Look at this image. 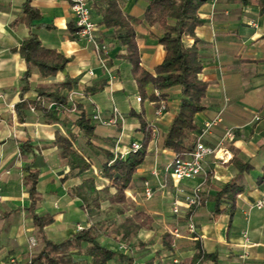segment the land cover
<instances>
[{"label":"crops","instance_id":"0c3cea01","mask_svg":"<svg viewBox=\"0 0 264 264\" xmlns=\"http://www.w3.org/2000/svg\"><path fill=\"white\" fill-rule=\"evenodd\" d=\"M25 1L0 0V264H7L11 257L26 264L43 248L28 210L26 166L38 171L39 197L34 213L51 218L41 231L48 240L61 242L78 227L104 223L108 230L99 232L98 240L112 250L122 244L129 247L132 251L127 254L134 264L189 261L199 252L212 258L198 264H264V208L253 207L264 195V179L260 181L264 175V0L249 4L207 0L197 10L199 23L193 35L183 37L187 47L195 45L203 63L198 78L206 83L204 110L194 117L193 144L201 142L217 151L205 158L202 174L178 184L173 183L167 169L175 153L162 147V138L177 113L180 90L159 92L148 87L147 95L140 96L130 64L122 57L124 47L113 39L112 29L100 24L101 15L92 0L91 15L97 26L94 36L105 46L101 54L70 31L75 25L69 0H30L40 13L31 27L22 13ZM117 1L134 21L141 66L153 71L163 61L165 51L159 43L162 33L158 23L144 18L149 0ZM30 32L44 47L55 49L69 61L54 77L42 79L33 69L29 89L22 93L26 64L17 49ZM66 78L74 81L69 92L74 95L68 99L71 106L81 105L88 118L98 111L102 120H115L110 125L93 121L94 136L89 141L74 124L79 114L74 108L44 104L56 112V119L30 109L29 102L38 98V85L58 84ZM155 91L164 97L150 100L148 95ZM22 101L28 103V109L16 110ZM161 103L165 109L156 115ZM214 121L215 125L204 130L205 122ZM226 130H232L230 138L225 137ZM144 131H155L157 137L148 142L145 159L124 193L132 208L152 217V229H138L129 239H122V233L108 232L131 216L132 209L118 214L107 201L98 209H86L72 190L89 177L94 178L97 191L110 184L100 176L102 164L108 162L104 153L112 159H124L132 142L142 143ZM56 135L69 140L75 137L73 148L90 164L88 171L70 170L60 157ZM21 146L29 150L22 153ZM241 163L248 164L249 170L240 172ZM145 181L153 192L149 199L144 196ZM232 181L242 186L243 192L235 198L233 209L230 201L222 200L220 209L224 211L215 215L217 193ZM196 187L201 203L188 216L184 197ZM175 201L180 206L177 215L172 213ZM190 221L194 233L188 230ZM164 233L173 237L171 252L162 249ZM88 260L83 253L72 255L73 264Z\"/></svg>","mask_w":264,"mask_h":264},{"label":"trees","instance_id":"16d2710c","mask_svg":"<svg viewBox=\"0 0 264 264\" xmlns=\"http://www.w3.org/2000/svg\"><path fill=\"white\" fill-rule=\"evenodd\" d=\"M206 1L149 0L145 8L144 18L150 23H158L162 33L159 43L165 51V56L163 61L154 67L153 71H148L140 64L134 21L122 12L117 0H92V5L97 6L96 9L101 15L100 24L106 29H112L113 39L117 40L125 49V54L122 57L130 64L131 75L140 96L145 97L147 95L148 87L159 92H166L175 88L180 90L177 113L162 138V147L179 157L192 151L194 147L191 136L195 130L194 117L204 110L202 100L206 94V83L198 78L203 69V63L198 57L197 49L195 45L187 47L182 40L186 35H193L194 29L199 23L197 10ZM242 1L245 4L251 3V0ZM22 13L28 27H31V21L40 18L39 11L31 6L30 0H26L22 5ZM70 31L75 34L77 28H70ZM17 52L26 64V71L21 78L25 83L21 88L22 93L29 89V78L33 69H36L40 77L45 79L62 72L69 61L55 49L44 47L33 32H30L23 39ZM73 85L74 81L70 78H66L62 83L49 86L38 85L35 88L38 98L29 104L42 113L44 117L52 119H56V112L51 111L45 105L55 104L63 109L74 108L79 113L74 124L89 141V138L94 136L95 123L91 118L86 117L81 105L71 106L68 103V94ZM64 91L67 94H64ZM163 97L164 93L158 96L153 93L148 95L152 101ZM15 108L16 110L19 108L28 109V103L22 101ZM74 140L75 137H71L69 140L56 135L55 143L60 148V157L66 160L70 170L88 171L90 164L73 148ZM150 140L151 133L144 131L142 149L133 153L129 152L124 159H112L109 153H104L108 162L102 164L100 176L110 184L104 185L101 190L95 189L93 177L85 179L81 185L72 190L81 199L86 209H98L103 201H107L110 209H115L118 214H123L132 209L131 216L126 217L122 223L114 225L108 232L114 235L122 233V239H129L138 229H152V217L141 210L132 208L124 193L133 175L145 159L146 147ZM28 150L29 147L21 146L22 153ZM238 168L240 172H243L248 171L250 167L246 163H241ZM25 171L27 175L24 177V185L30 200L28 210L33 225L37 228L39 238L43 242V248L31 256L30 264H73L72 255L76 253H83L89 258L86 264H134L130 255L119 249H109L98 240L99 232L108 230L104 223L79 230L61 242L48 240L41 231L45 225L52 221L51 218L40 217L34 213L39 197L36 187L38 171L29 166L25 167ZM262 179H264V175L260 177V181ZM242 192L243 187L233 181L224 184L217 193L213 213L216 215L224 211L220 209L222 200L230 201L233 209L235 198ZM193 209L195 207L190 208L188 216ZM161 244L165 251H173V237L170 233L162 235ZM83 245L85 246L82 248ZM209 258H212V255L199 252L189 261L171 262L170 264H198L200 261Z\"/></svg>","mask_w":264,"mask_h":264},{"label":"built area","instance_id":"2783aa9c","mask_svg":"<svg viewBox=\"0 0 264 264\" xmlns=\"http://www.w3.org/2000/svg\"><path fill=\"white\" fill-rule=\"evenodd\" d=\"M69 4H70V10L74 17V25H75V28H77V31L75 34L78 37V39L88 44H91L93 48L96 50V52L100 54L104 53L105 46L99 44L96 41L95 36H94L97 26H96V23L92 19L89 0H69ZM100 61H104V57H102L101 55H100ZM154 94L156 96L159 95L157 91H155ZM73 95H74L73 92L69 93L68 99L70 101L72 100ZM1 98L2 96L0 95V99ZM136 100L140 101V97L137 96ZM30 109L31 111L34 110L33 107H31ZM164 109H165L164 104L163 103L159 104L158 108L155 111V114L160 115L164 111ZM114 114L116 116L118 115L117 110H114ZM91 119L94 122H98L100 124H105V125L113 124L115 121V120H108V121L102 120L98 111H95L92 114ZM255 119L257 120L258 118L256 117ZM216 123L217 121L205 122L203 125V128L204 130H207L209 127H211L212 125H215ZM231 136H232V130H226L225 137L230 138ZM151 137L152 139H155L157 137V134L155 131L152 132ZM141 149H142V144L140 142H132L128 148V153L129 152L133 153ZM216 151L217 150L210 148L201 142H196L192 151L183 154V156L181 157L174 155L172 162L169 164L167 168L173 183L178 184L185 179H193L199 176L200 174H202L203 173V163H204L205 158L210 155H215ZM178 192H181V191H178ZM152 193L153 192L149 186V182L145 181L144 182L145 198L147 199L151 198ZM200 203H201V198L199 196L198 187L194 188L191 191L190 195H187L184 197V205L186 206L187 209L196 207ZM179 207H180L179 203L175 201L172 206V213L175 215L179 214L180 212ZM253 207L256 209L264 208V195H262L261 198L254 203ZM79 230H82V228L78 227V231ZM188 230L190 233H194L195 229L191 221L188 223ZM31 245L34 246V242L31 241ZM118 249L125 253H130L132 251L129 247L123 244L120 245ZM30 261H31V257L29 258L27 264H30ZM7 264H21V262L16 257H11L8 260Z\"/></svg>","mask_w":264,"mask_h":264}]
</instances>
